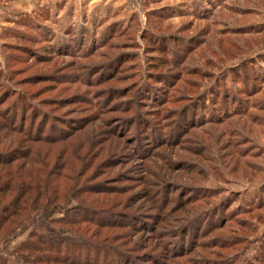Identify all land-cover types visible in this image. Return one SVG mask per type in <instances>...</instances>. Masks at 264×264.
I'll return each instance as SVG.
<instances>
[{"label": "rangeland", "instance_id": "rangeland-1", "mask_svg": "<svg viewBox=\"0 0 264 264\" xmlns=\"http://www.w3.org/2000/svg\"><path fill=\"white\" fill-rule=\"evenodd\" d=\"M13 149L53 180L66 264H264V0H0ZM36 231L4 228L0 264Z\"/></svg>", "mask_w": 264, "mask_h": 264}, {"label": "trees", "instance_id": "trees-1", "mask_svg": "<svg viewBox=\"0 0 264 264\" xmlns=\"http://www.w3.org/2000/svg\"><path fill=\"white\" fill-rule=\"evenodd\" d=\"M7 112L10 115L5 116V119H7L5 128L19 131L21 134L24 133L25 137L31 136L32 124L28 125V128L25 129L26 131H24L25 126L23 122L18 127L13 126L10 122L14 117V112L12 110H8ZM21 117L22 111L20 110V119ZM41 126L42 122L38 125L39 129H41ZM59 132L62 133V136L59 137L60 139L65 137L62 131ZM37 137L39 138V136ZM41 139L40 137L37 141ZM26 159L27 152L25 149H13L10 151V154L0 155V169L5 171L2 173L3 175L0 173V233L4 228L6 232L3 240L16 233H22L29 227H37L42 233L36 231V233L31 234L28 240L21 243L17 248V252H20L21 255H25L26 258L30 257L29 262L27 260V264H66L70 262L68 258L72 255L73 259H71L70 263H73L75 262L74 258L77 259V255L82 254V244L69 241L67 242L69 243L68 246L61 247L58 244L57 233L49 229L51 225L61 224L59 220H48V217L51 215L49 211L52 210L55 213L58 211L57 208L62 206L58 205L59 198L50 189L49 184L53 180L51 181V178H48V180L42 181V178L41 180L35 178V175L30 171L22 174L19 170L9 168L14 162ZM70 191L69 198H76L81 195L79 189H76L74 192ZM73 212L75 213L71 215L73 217L72 221L75 219H86L85 221L90 224H96L97 226L107 225L102 220L100 221L99 217L103 218V216L96 214L94 210L87 211L76 208ZM47 213L49 214L48 216ZM112 225H115V223Z\"/></svg>", "mask_w": 264, "mask_h": 264}]
</instances>
